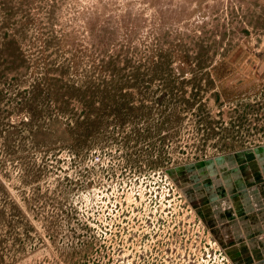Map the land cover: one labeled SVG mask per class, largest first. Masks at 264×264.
Instances as JSON below:
<instances>
[{
  "label": "rangeland",
  "instance_id": "374dc122",
  "mask_svg": "<svg viewBox=\"0 0 264 264\" xmlns=\"http://www.w3.org/2000/svg\"><path fill=\"white\" fill-rule=\"evenodd\" d=\"M255 190L264 0H0V264H239Z\"/></svg>",
  "mask_w": 264,
  "mask_h": 264
},
{
  "label": "crops",
  "instance_id": "0c3cea01",
  "mask_svg": "<svg viewBox=\"0 0 264 264\" xmlns=\"http://www.w3.org/2000/svg\"><path fill=\"white\" fill-rule=\"evenodd\" d=\"M247 198H249L246 199L248 202L240 208L239 222L231 219L223 226L225 238L222 240L237 243L232 244L229 250L231 257L238 259L239 264H264V192L260 194L255 190ZM209 216L214 223L220 222L218 219H213L217 218L215 214L210 212ZM219 224L214 225L221 229L222 226ZM244 238L248 241L245 242ZM237 245L240 246L239 249L236 248Z\"/></svg>",
  "mask_w": 264,
  "mask_h": 264
}]
</instances>
